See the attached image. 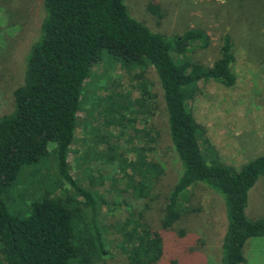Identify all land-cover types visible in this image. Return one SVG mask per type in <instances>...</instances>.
<instances>
[{"label": "trees", "instance_id": "1", "mask_svg": "<svg viewBox=\"0 0 264 264\" xmlns=\"http://www.w3.org/2000/svg\"><path fill=\"white\" fill-rule=\"evenodd\" d=\"M43 8L41 33L25 56L24 79L13 93L14 108L0 117L1 262L99 264L109 254L100 217L102 205L85 180L72 172L69 155L92 69L111 57L131 73L153 68L160 82L171 141L182 166L165 205L164 229L172 228L191 212L184 200L194 188L204 185L226 205L227 226L219 264H244L248 240L264 237V218L252 220L247 210L249 191L264 176V156L240 168L222 162L217 152L206 156L202 144L206 129L191 108L200 83L215 82L228 88L236 85L231 37L221 47V57L207 66L191 56L206 44L203 31L172 36L154 32L132 16L125 0H43ZM184 44L186 51L180 49ZM147 85L141 87L140 108H147L152 101L157 105V95ZM111 111L114 107L107 109L114 121ZM105 141L103 136L96 142ZM51 143L57 145L58 177L47 184L40 178L35 189L47 187L48 191L31 203L28 216L13 217L4 193L16 186L24 167L48 156ZM145 164L140 161L127 166L135 171L131 179L136 175L142 178L141 190L134 187L141 197H149L144 184L148 176L159 178L157 166ZM132 216L127 223L111 226L121 237V253L130 264L159 262L164 254L162 239L144 220L143 212Z\"/></svg>", "mask_w": 264, "mask_h": 264}, {"label": "rangeland", "instance_id": "2", "mask_svg": "<svg viewBox=\"0 0 264 264\" xmlns=\"http://www.w3.org/2000/svg\"><path fill=\"white\" fill-rule=\"evenodd\" d=\"M125 3L132 16L154 32L172 36L203 31L207 35L205 46L190 53L203 65L212 66L221 57L226 38L231 37L235 43L236 85L228 88L215 82L200 83L191 108L197 122L206 129L202 143L206 156L217 152L222 162L235 168L264 156V0ZM44 15L43 0H0V117L14 108L13 93L23 82L25 56L41 33ZM180 49L186 51L188 46L184 44ZM147 83L151 93L157 95V105L152 101L147 108H140L137 101L142 85ZM112 107L114 121L107 112ZM168 117L153 68L131 73L111 57L93 67L69 163L102 205L100 217L109 254L99 264H130L121 253V237L111 226L127 223L140 212L163 241V257L155 264L220 262L226 205L211 189L204 185L194 188L184 200L191 212L170 229L162 225L165 205L182 174ZM103 136L105 144L97 143ZM57 151V145L51 143L48 156L24 167L16 186L6 190L3 198L13 217L28 216L31 203L48 191L47 187L35 189L40 178L47 184L58 177ZM140 161L158 168V179L148 176L143 182L149 197L137 195L134 187L141 190L142 178L136 175L131 179L135 171L127 168ZM247 210L252 220L264 218V176L249 191ZM244 255V264H264V237L248 240Z\"/></svg>", "mask_w": 264, "mask_h": 264}]
</instances>
